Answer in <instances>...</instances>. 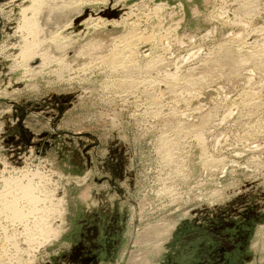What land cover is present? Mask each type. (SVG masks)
I'll return each instance as SVG.
<instances>
[{"label":"rangeland","instance_id":"1","mask_svg":"<svg viewBox=\"0 0 264 264\" xmlns=\"http://www.w3.org/2000/svg\"><path fill=\"white\" fill-rule=\"evenodd\" d=\"M101 2L90 1L84 18L117 11L122 19L147 3L163 8L156 19L135 11L128 23L140 20L145 31L160 21L164 29L179 25L171 44L150 46L165 56L162 64L137 60L141 68L156 62L147 78L125 81L99 63L132 31L124 22L88 34L81 27L74 37L66 32L69 46L48 55L43 69L24 72L29 67L15 50L26 35L22 10L33 1L0 0V192L4 180L25 185L33 172L35 181L46 180L48 194L65 192L66 208L60 238L38 251L40 234L23 243L5 221L0 242L6 234L13 248L19 240L32 246L22 256L28 264H128L135 251L147 252L148 264H264V0ZM220 9L228 17L215 20ZM220 42L231 50L249 43L255 57H224L216 52ZM169 72H179V80L167 82ZM120 79L135 87L119 90ZM145 93L158 99L156 109ZM253 98L263 101L254 107ZM171 147L177 156L166 167L163 153ZM15 253L3 264H27Z\"/></svg>","mask_w":264,"mask_h":264},{"label":"bare ground","instance_id":"2","mask_svg":"<svg viewBox=\"0 0 264 264\" xmlns=\"http://www.w3.org/2000/svg\"><path fill=\"white\" fill-rule=\"evenodd\" d=\"M33 1V5L29 8L23 9L22 13H23V20H24V24L22 25L24 28V32L26 33L25 37L21 40L19 49L15 50L16 55L21 59H19L20 61H22L23 66L24 67H29L26 71L24 72H29V74L35 73L36 71L43 69L46 64L44 65L43 61H45L46 59H48V55L50 56L51 54H55L54 52H57L58 50L60 51V49L62 48V46H64L66 43L67 45L69 44L67 37H65L66 35H64V33L66 32H70V35H72V37H74V31L76 29H80L81 27L83 28L82 32H85L88 34V31H100L101 29L107 28L108 26H115V25H120L123 22V26H126V28L130 27V29L132 30L130 33L128 31V34H124V37H121L120 39L117 40V43H115V48L114 50L107 56H102L100 58V64L105 66H108L110 69H112L114 72H116L117 74H120V76H124V80L126 81L125 77H133V76H137L136 74H138V76L140 74L145 75L147 78V73L150 69V67L152 68V66L156 65L155 63H153V65L151 66V63H148L150 65H145V67L141 68L139 65H137V60L142 61V60H148L150 62V60L152 59H158L160 61H157L158 63L160 62V64H162V60H164L165 56L163 57L162 54H156L153 55L154 52L152 53L151 50H153V48L151 49V45L152 44H163L164 46H166L167 44L170 43L169 38L171 36H174L173 33L176 32L177 27L179 26L178 24H176L177 26H172V28H168V29H164V25L163 23L160 21L159 24H157L156 26H152V27H146V29L148 31H145L144 29H142L141 27L143 26L140 20H134L133 22L130 21V23H128V19L135 16L136 14L135 11L139 12V13H143V16H146L147 20H149L148 18H151L152 20V15H155V19L156 16L158 15V13L160 12L161 9L163 8H150L148 6L147 3H140V4H136L135 6L130 8L129 13L127 12V14H122L127 15V17H123L122 19H120V21H117L118 18L116 19H108L107 16H100V14H96V15H92L91 14H87L84 18L83 16V10L86 6H90L91 3H89L92 0H62V2H58L56 3V6L50 7L48 5L49 0H32ZM95 1H99V0H95ZM102 4L104 5L103 8L106 7V5L110 2L111 5L110 7H113L112 4L113 0H101ZM121 1V0H120ZM55 2V1H54ZM94 2V1H93ZM115 2V1H114ZM98 3V2H97ZM223 3V2H222ZM50 4V3H49ZM52 4V3H51ZM55 4V3H53ZM225 4V3H224ZM223 4V5H224ZM118 6V5H117ZM226 6V5H225ZM50 7V8H49ZM167 7V6H166ZM112 9V8H111ZM116 9V8H115ZM222 9H220V13L217 14H212L213 18L216 19H220V15L222 16V18L225 17L226 12H224ZM226 11V9H225ZM215 13V12H214ZM223 13V14H221ZM30 14V15H28ZM105 14H107L109 16L110 12H105ZM225 14V15H224ZM234 14V13H233ZM72 15V16H71ZM138 15V14H137ZM211 15V14H209ZM142 16V17H143ZM238 16V15H237ZM120 17V16H119ZM228 17V15H227ZM225 17V18H227ZM50 18V22L47 21ZM161 18V16H160ZM164 18V17H163ZM118 19V20H119ZM137 19V18H136ZM211 19V18H210ZM150 20V21H151ZM158 20V19H157ZM221 20V19H220ZM228 20V19H227ZM47 21L48 24L45 22ZM165 21V20H164ZM225 21V20H224ZM120 22V23H119ZM178 22V21H177ZM215 22V21H214ZM227 22V21H226ZM228 23V22H227ZM43 25V32H39L38 29H40ZM221 25V24H220ZM50 28H49V27ZM223 26V25H222ZM48 29H46V28ZM145 27V26H144ZM22 28V29H23ZM44 28L46 30H44ZM22 29L20 32H22ZM41 30V29H40ZM81 30V29H80ZM150 30V31H149ZM157 30V31H156ZM145 31V32H144ZM161 31H164V33L161 34ZM64 37H63V35ZM77 33V32H76ZM251 33V32H250ZM83 34V33H81ZM23 35V34H22ZM68 36V35H67ZM126 36V37H125ZM70 37V36H69ZM118 37V36H117ZM174 37H172L173 39ZM72 39V38H71ZM117 39V38H116ZM236 39V38H235ZM248 39V38H247ZM252 40V39H251ZM250 40V41H251ZM249 41V42H250ZM76 42V41H75ZM221 43V42H220ZM135 44V45H134ZM171 44V43H170ZM227 44V43H226ZM226 44H219L216 52H218L220 55L224 56V57H231L232 60H235L234 58H232L234 52L239 53V55H245V56H250V57H255L254 52L251 50L253 47L251 44L248 43V45H244L242 46H238L236 49H232L231 50V46H227ZM253 44V43H252ZM162 45V46H163ZM174 45V44H173ZM257 45V43H256ZM69 46V45H68ZM151 46V47H150ZM258 46V45H257ZM168 48V47H167ZM17 49V48H16ZM70 49V48H69ZM144 49H147V51H143ZM64 50V49H62ZM234 50V51H233ZM125 51V52H124ZM169 51V50H168ZM148 52V53H147ZM165 52V51H164ZM176 52V51H175ZM258 52V51H257ZM58 53V52H57ZM60 53V52H59ZM164 54V53H163ZM174 55V54H173ZM47 56V57H45ZM55 56V55H54ZM58 56V55H57ZM60 56V55H59ZM45 57V58H44ZM62 57V56H61ZM100 57V56H99ZM210 57V56H209ZM213 57V56H212ZM257 57V56H256ZM53 58V56L51 57ZM58 58V57H57ZM60 58V57H59ZM64 58V57H63ZM211 58V57H210ZM208 58V59H210ZM45 59V60H44ZM18 60V61H19ZM228 60V59H227ZM17 61V62H18ZM59 63L62 65V61L61 59H58ZM95 61V60H94ZM98 61V60H97ZM166 61V59H165ZM220 61V60H219ZM256 61V60H255ZM46 62V61H45ZM90 62V61H89ZM93 62V61H92ZM146 62V61H145ZM168 62V61H166ZM206 62V61H205ZM212 62V61H210ZM54 63V62H53ZM57 63V62H56ZM55 63V64H56ZM94 63V62H93ZM97 63V62H96ZM200 63V62H199ZM214 63V61H213ZM48 64V61H47ZM159 64V65H160ZM208 64V62H207ZM215 64V63H214ZM213 64V65H214ZM86 65V64H85ZM89 65V63H88ZM88 65L84 66V68L80 69L81 73L82 70L85 69V67L88 68ZM91 65V64H90ZM94 65V64H93ZM167 65V64H166ZM44 66V67H43ZM70 65H62V68H68V70L71 68H69ZM92 66V65H91ZM144 66V64H143ZM224 66V65H223ZM60 67V66H59ZM189 67V65H188ZM209 67V66H208ZM207 67V68H208ZM216 67V66H214ZM91 68V67H90ZM149 68V69H148ZM158 68V67H157ZM157 68H155L156 71ZM160 68V67H159ZM191 68V67H190ZM193 68V67H192ZM191 68V69H192ZM205 68V67H204ZM108 69V68H107ZM146 69V70H145ZM154 69V68H153ZM187 69V68H186ZM189 69V68H188ZM190 69V70H191ZM220 69V68H219ZM58 70V69H57ZM64 70V69H63ZM73 70V69H72ZM87 71V69H85ZM196 70V69H195ZM198 70V69H197ZM204 70V69H203ZM112 71V72H113ZM151 71V70H150ZM152 71V72H153ZM158 71V70H157ZM188 71V70H187ZM192 71V70H191ZM190 71V72H191ZM202 71V70H201ZM41 72V71H40ZM56 72H61V71H56ZM67 72V70H66ZM84 72V71H83ZM194 72V71H193ZM196 72V71H195ZM69 73V72H67ZM80 73V72H79ZM86 73V72H85ZM154 73V72H153ZM199 73V72H197ZM220 73V72H219ZM60 74V73H59ZM152 74V73H151ZM149 74V76L151 75ZM156 74V73H155ZM165 74V73H164ZM182 74V73H181ZM180 74V75H181ZM185 74V73H184ZM193 74V73H192ZM195 74V73H194ZM193 74V75H194ZM202 74H204L202 72ZM213 74V73H212ZM35 75V74H34ZM58 75V74H57ZM142 75V76H143ZM179 72H174L172 74H170V72L166 75L168 78L169 83H171V81H173V78H178L179 80ZM200 75V74H198ZM209 75V74H207ZM221 75V74H220ZM237 75V74H236ZM30 76V75H29ZM141 76V77H142ZM161 76V75H160ZM183 76V75H182ZM206 76V75H205ZM60 77V76H59ZM152 77V76H151ZM150 77V79H151ZM186 77V76H185ZM202 77V75H201ZM123 78V77H122ZM121 78V79H122ZM140 78V76H139ZM198 78V77H197ZM66 79V78H65ZM120 79V81H117V86L118 89L122 88V89H127L128 87L129 89L132 87H135V85H131V84H135L136 82H138L139 80L136 79L135 83H132L134 80L132 81H128L131 84L125 83ZM129 79V78H128ZM131 79V78H130ZM129 79V80H130ZM143 79V77L141 78ZM149 79V80H150ZM201 79V78H200ZM138 80V81H137ZM147 80V79H146ZM176 80V79H175ZM174 80V81H175ZM199 80V79H198ZM177 81V80H176ZM175 81V82H176ZM195 81V79H194ZM140 82V81H139ZM150 82V81H149ZM153 82V81H152ZM151 82V83H152ZM174 82V83H175ZM203 82V81H202ZM201 82V83H202ZM116 83V82H115ZM147 83L148 81H144L143 84ZM159 83V82H158ZM157 83V84H158ZM167 84L168 86L170 85L171 87H175L172 84ZM178 83V82H176ZM180 83V82H179ZM196 82H194L195 85ZM198 83V82H197ZM205 83V82H204ZM207 83V82H206ZM155 84V81H154ZM200 84V83H199ZM151 85V84H149ZM149 85H147L149 87ZM190 85V84H189ZM193 85V86H194ZM203 85V84H202ZM154 86V85H153ZM157 86V85H156ZM192 86V88H193ZM139 87V86H138ZM146 87V86H145ZM152 87V86H151ZM155 87V86H154ZM189 87V86H188ZM191 87V86H190ZM147 88V87H146ZM161 88V87H160ZM166 88V86H165ZM177 88V87H176ZM203 88V87H202ZM119 89V90H120ZM156 89V88H155ZM171 89V88H170ZM154 90V89H153ZM159 90V89H158ZM175 90V89H174ZM148 91V89L146 90ZM150 91V90H149ZM156 91V90H154ZM153 91V92H154ZM160 91V90H159ZM173 91V90H172ZM130 92V91H129ZM152 92V93H153ZM162 92V91H161ZM164 92V91H163ZM167 92V91H166ZM171 92V91H170ZM144 93V92H143ZM147 93V92H146ZM145 93V94H146ZM149 93V92H148ZM151 93V92H150ZM169 93V92H168ZM174 93V92H173ZM161 94V93H160ZM243 94V93H242ZM247 94V93H246ZM149 99H151L150 101V105L152 109H156L157 106H159V101L156 97H151L152 95H148ZM164 95V94H163ZM164 97V96H163ZM244 97V96H243ZM250 98V97H249ZM248 98V99H249ZM247 99V98H245ZM253 98L250 103V105L254 104V107H256L258 104L261 103V101H263L262 99H256ZM147 100V99H146ZM250 100V99H249ZM186 101V100H185ZM189 101V100H188ZM245 101V100H244ZM239 102V101H238ZM241 103V102H240ZM161 105V104H160ZM166 105V104H165ZM247 105H249V103H247ZM256 105V106H255ZM163 109V108H162ZM172 110V109H171ZM253 110V109H252ZM257 110V109H256ZM157 112V111H156ZM161 112V111H160ZM163 112V111H162ZM168 112V111H167ZM152 113V112H151ZM158 114V113H157ZM160 114V113H159ZM173 114V112H172ZM176 114V113H175ZM256 114V113H255ZM191 115V114H190ZM214 115V114H213ZM151 116V114H150ZM165 116V115H164ZM209 114L208 116L203 117V121H207L206 119H210L209 118ZM201 118V117H200ZM259 123V122H258ZM181 128V127H180ZM258 128V127H257ZM181 130V129H180ZM200 130V129H199ZM189 131V130H188ZM190 132V131H189ZM182 134V133H181ZM167 138V137H166ZM184 138V137H183ZM199 139V138H198ZM167 140V139H166ZM203 140V139H202ZM165 142V140H164ZM163 142V143H164ZM172 142V141H171ZM204 142V140H203ZM161 143V145L163 144ZM167 143V142H165ZM164 143V144H165ZM174 143V142H173ZM172 143V144H173ZM178 143V142H177ZM163 144V145H164ZM176 144V143H175ZM170 145V144H169ZM201 145V144H200ZM203 145V143H202ZM201 145V146H202ZM205 145V144H204ZM168 146V144L166 145ZM165 145L163 147H166ZM175 145H173L174 147ZM162 148V146H160ZM169 147V146H168ZM177 148V147H176ZM168 149V148H167ZM170 149V148H169ZM167 150L166 151V155L163 153V157H165L163 159L164 164H166L165 166H169L172 163L175 162L174 158L176 155L175 150H172L173 148L171 147V150ZM179 150V148H177ZM162 150H164V148H162ZM163 152V151H162ZM179 155V154H178ZM204 155V154H203ZM208 155V154H206ZM211 155V154H210ZM205 158V157H204ZM213 158V157H212ZM225 158V157H224ZM223 158V159H224ZM176 159V158H175ZM179 159V158H178ZM220 159V158H219ZM222 159V158H221ZM182 160V159H181ZM177 162V161H176ZM214 163H219V161H217L216 159L213 160ZM212 162V164H213ZM223 162V160H222ZM221 163V162H220ZM214 164V165H216ZM176 165V164H175ZM178 165V164H177ZM219 165V164H218ZM164 166V167H165ZM172 166V165H171ZM174 166V164H173ZM222 166V165H221ZM178 167V166H177ZM171 168V167H169ZM176 168V167H175ZM173 168V169H175ZM218 168V167H217ZM177 169V168H176ZM162 171V170H161ZM180 171V170H177ZM175 171V172H177ZM182 171V170H181ZM32 172V171H31ZM37 172V171H36ZM40 173V172H39ZM37 173V174H39ZM170 173V172H169ZM2 174V173H1ZM33 174V172H32ZM31 174V178L29 176V180H27V184L25 183L22 184L19 180L15 181L14 179L12 180H4L3 182H5V188L4 191L0 192V224L2 221H5L6 225L10 226L12 228H14V232L15 234L17 233V235H19L20 237H22V241L23 243L30 242L32 243L33 241H36V239L38 238L40 241L39 245H37L36 247V251H38V249H40L42 246L49 244V242H52L54 240H57L58 238H60L62 231L64 230V225H65V220L63 219V215L66 211V208L64 207L65 204V192H61V194L56 190L55 191H51L49 194L47 192V188L46 187V180L43 179V177L38 178V182L34 180V174ZM173 174V173H172ZM169 175V174H168ZM23 176V175H22ZM25 176V175H24ZM39 176V175H38ZM43 176V175H42ZM167 176V175H166ZM170 176V175H169ZM27 177V176H25ZM36 177V176H35ZM168 177V176H167ZM171 177V176H170ZM37 178V177H36ZM35 178V179H36ZM46 178V177H45ZM11 179V178H10ZM37 180V179H36ZM167 180V179H166ZM22 181V180H21ZM49 181V180H48ZM57 182V181H56ZM59 182V181H58ZM48 183V182H47ZM50 183V182H49ZM166 191V190H165ZM173 191V190H172ZM162 192V191H161ZM158 192V193H161ZM168 192V191H166ZM164 192V193H166ZM168 194H170V192H168ZM172 194V193H171ZM216 194V193H215ZM51 196V198H50ZM161 196V195H160ZM66 206V205H65ZM4 227V224L1 225ZM7 226V227H8ZM2 227V228H3ZM7 227H5V229L0 228L1 231L4 230V232L7 234ZM11 228V229H12ZM152 228V227H151ZM147 229V228H146ZM10 231V230H9ZM149 232V231H148ZM157 232V231H156ZM163 232V231H161ZM160 232V233H161ZM151 233V232H150ZM158 233V235L160 234ZM164 233V232H163ZM4 234V239H3V243H1L0 245V264H3V262L10 260V256H12L11 253H15V255L18 253H21V260L23 261V257H26V254L29 255V253L31 251H33V247H24L22 246V243H18L20 242L19 238L17 240L16 244H21V247H11V245H14L15 243H10L12 241V239H14L13 236L11 235H7ZM37 234H40L37 238ZM36 235V236H35ZM153 235V234H152ZM151 235V236H152ZM161 235V234H160ZM26 236V238H24ZM33 236V239L31 238V240H29V237ZM35 236V237H34ZM144 236V235H143ZM1 237V236H0ZM145 238V236H144ZM141 238L142 242L146 241V239ZM151 238V237H150ZM157 238V237H156ZM159 238V237H158ZM37 239V240H38ZM155 239V238H154ZM16 240V239H15ZM33 240V241H32ZM153 240V239H152ZM21 241V242H22ZM37 242V241H36ZM150 242V241H148ZM147 242V243H148ZM34 243V242H33ZM144 243V242H143ZM151 243V242H150ZM28 245V244H27ZM36 244H34L33 246H35ZM16 246V245H15ZM18 246V245H17ZM30 246V245H29ZM35 249V248H34ZM140 252V251H139ZM143 253V252H141ZM146 253L143 254H139L138 252H134L133 256H131L130 261L128 264H148L147 260H146ZM32 255V254H31ZM19 256V255H18ZM34 256V255H32ZM16 257V256H15ZM36 257V256H35ZM13 258V257H12ZM11 258V259H12ZM17 258V257H16ZM20 258V257H19ZM32 258V257H31ZM30 258V260H31ZM27 259V258H26ZM20 260V262H21ZM34 260V258H33ZM32 260V263H33ZM18 262V261H17ZM16 262V264H17ZM27 262V261H25ZM24 262V263H25ZM30 262V261H29ZM27 262V264L29 263ZM8 262H6L5 264H7ZM19 263V262H18Z\"/></svg>","mask_w":264,"mask_h":264},{"label":"water","instance_id":"3","mask_svg":"<svg viewBox=\"0 0 264 264\" xmlns=\"http://www.w3.org/2000/svg\"><path fill=\"white\" fill-rule=\"evenodd\" d=\"M86 13H87V12H86ZM104 13H105V12H104ZM104 13H102V14H103L104 16L109 17V18H113V17H116V18H117V17H119V16H118L119 13H118L117 11H114L113 14L110 15V16H108L107 14H104ZM102 14H101V15H102ZM86 15H87V14H86ZM86 15H85V16H86Z\"/></svg>","mask_w":264,"mask_h":264}]
</instances>
